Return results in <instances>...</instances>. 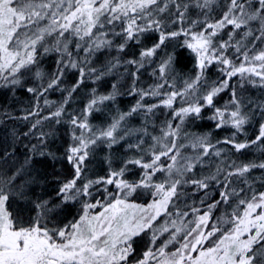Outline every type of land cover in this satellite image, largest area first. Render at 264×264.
<instances>
[{
    "label": "snow or ice",
    "instance_id": "6c2138e0",
    "mask_svg": "<svg viewBox=\"0 0 264 264\" xmlns=\"http://www.w3.org/2000/svg\"><path fill=\"white\" fill-rule=\"evenodd\" d=\"M151 33L156 41L146 47ZM136 45L138 56L123 55ZM185 52L196 72L177 87ZM48 56L56 58L51 73L41 64ZM213 65L219 76L210 80ZM70 72L77 77L66 88ZM145 73L152 82L140 86ZM109 76L111 92L93 88L79 113L66 111L82 84ZM125 77L136 102L93 127L88 118L116 100ZM248 86L264 89V0H0V90L30 97L19 110L0 108V264H264V175H249L264 170V160L231 158L233 150L264 149V100L247 96ZM53 92L63 94L59 101L49 99ZM205 109L217 130L234 131L216 141L190 132ZM133 116L141 127L130 126ZM257 116V136L238 140ZM62 124L71 178L55 202L33 199V161L55 159L48 143ZM122 141L131 154L119 167L106 157L107 173L90 177L96 149ZM21 202L29 214L18 210ZM68 207L78 211L62 220ZM137 238L145 239L142 250Z\"/></svg>",
    "mask_w": 264,
    "mask_h": 264
},
{
    "label": "trees",
    "instance_id": "16d2710c",
    "mask_svg": "<svg viewBox=\"0 0 264 264\" xmlns=\"http://www.w3.org/2000/svg\"><path fill=\"white\" fill-rule=\"evenodd\" d=\"M156 41V34L151 33L147 34L142 41V44L146 47H150ZM172 50V45H169L167 51ZM140 46H130L126 49V52L123 54L126 57L132 58L139 55ZM162 55V53H158ZM55 56L45 57L41 64L44 70L47 73H51L55 69ZM103 57H98L97 63L102 62ZM151 71V68L148 69ZM177 76V87L180 86V78H187L188 76L195 75L196 69L194 64V59L187 52L179 59L176 66ZM219 76V73L215 70V65L208 69V78L210 80H215ZM77 77L76 72H70L66 74V77L63 81L64 86L71 87L75 82ZM116 82V78L109 76L106 77L95 84L90 81H86L84 84L77 89L76 93L73 94V99L66 108L67 112L70 113H79L84 106L86 105L89 94L91 90L95 88L98 94H108L112 91L111 85ZM152 82V78L147 74H143L140 78V81L137 82L138 85L144 86ZM31 85V81L28 82ZM118 88L120 89L121 94L117 96L115 101L105 102V104L100 105V111L93 112L92 115L88 118L89 123L93 127H104L109 124L112 118L118 112H125L131 108V106L136 102V96H129L128 89L131 87V80L125 77L120 80L118 83ZM245 94L252 97L253 99L264 100V89L252 88L250 86L246 87ZM62 93L53 92L49 95L50 100L59 101L62 97ZM16 99L14 100L12 96L5 90H0V108H10L14 110H19L23 105L29 104L30 97L24 92L23 89L17 90L15 93ZM229 99L227 92L222 93L217 99L216 103L218 106H222ZM158 113H163L164 110L158 109ZM211 114L210 109H205L204 119L195 121L188 125V130L190 132L198 134H210L213 141L222 140L225 137L229 136L233 129L230 128H221L217 130L212 121L207 119V116ZM163 116L157 115L156 121L157 124L162 121ZM128 123L131 127L139 128L141 127L143 121L140 116H133L129 119ZM259 128V117L254 123L245 126V134L238 135V140H252L258 134ZM24 129L21 128V131ZM47 130V129H46ZM151 131V129H150ZM69 126L67 124L57 125L56 126V135L53 138L49 139L48 150L55 154V159L44 157H37L33 163L35 164L36 170L39 173V182L33 185L34 196L33 199L47 198L55 202L56 192L60 187L62 181L71 178V165L67 163L64 159L65 150L70 143L69 138ZM264 143V142H262ZM25 149L20 148L17 152V162H22L23 153ZM131 154L130 150L126 147V142L122 141L114 145L111 149H106L103 147L97 148L96 151L89 158L88 169L89 176L95 178L97 176H103L107 173V164L106 157H111L112 166L119 167L121 162ZM231 158L236 160L237 163H248L250 161H260L264 160V149L257 148L253 146L252 148L245 149L242 152L236 153L234 150L231 153ZM207 159V158H206ZM138 169H134L131 173L128 174L127 178L130 180H135L138 178ZM252 177H256L257 181L259 177L264 175V170L253 169L249 174ZM257 188H260L259 182L256 184ZM215 198V196L213 197ZM143 203V200L138 201ZM18 210L23 211L25 215L29 214L28 206L25 202H21L17 205ZM78 211L77 208L68 207L64 210V215L61 217L62 220L71 219L73 215ZM145 244L144 238H137L136 247L138 250H142Z\"/></svg>",
    "mask_w": 264,
    "mask_h": 264
}]
</instances>
